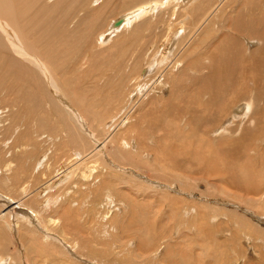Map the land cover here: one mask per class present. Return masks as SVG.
I'll return each mask as SVG.
<instances>
[{"label": "rangeland", "instance_id": "obj_1", "mask_svg": "<svg viewBox=\"0 0 264 264\" xmlns=\"http://www.w3.org/2000/svg\"><path fill=\"white\" fill-rule=\"evenodd\" d=\"M19 1L13 0L12 11L16 13L13 11L12 27L27 33L22 36L31 41L26 43L22 38L23 42L52 66L51 73L63 85L67 99L106 142L100 151L104 162L107 159L114 166L106 161L108 172L103 166L99 169L100 188H92L94 181L46 184L56 179L54 168L57 172L67 157L72 155L71 161L77 160L74 154L85 148L83 140L90 144H85L90 151L91 140L68 112L62 113L43 76L22 61L21 67L20 62L17 65L19 60L6 53L0 38V169L14 163L0 173V193L20 200L21 189L16 187L29 185L34 193L50 190L48 199L64 197L62 203L68 204L72 198L76 205L67 210L76 223L72 232L81 239L85 233L92 234L96 242L104 244L101 248L105 252L101 253L93 246V236L84 240V253L95 255L92 259L96 264H264V202L246 205L236 198L239 194H260L264 198V50H259L257 40L264 39V0H228L223 8L228 10L214 16V25L194 39L183 69L176 71L178 78L168 80L172 87L163 94L144 93L130 99L127 94L134 83L147 80L139 77L149 63L167 49L177 50L187 35L178 36L183 28H189L186 20L191 14L197 23L206 5L197 4L191 13L184 9L192 0L171 2L139 21L123 37L115 34L112 40L116 43L103 46L101 41L109 36L115 21L134 10L141 0H98L95 4L93 0H58L61 4L55 0L54 7L48 0H21L29 8L23 9L24 16H20ZM209 1L213 4L216 0ZM154 74L144 82H154L158 73ZM207 77L213 83L203 79ZM174 93L179 95L175 97ZM252 94L260 107L254 117L255 127L249 126L247 117L243 123L235 117L236 109ZM143 99L152 102L154 108L149 110L144 103L139 106L138 101ZM168 99L166 108L162 107ZM230 100H237L229 108L230 116L220 115L218 112ZM219 124L229 125L230 133L215 134ZM109 128L112 133L106 135ZM122 140L130 141L131 147L127 149ZM42 162L45 170L34 169ZM86 164L91 167L93 161ZM248 176H253V181H244ZM187 177L196 179L187 181ZM74 185L79 188L75 190ZM35 195L29 203L40 209L44 200H34ZM108 199L122 210L102 222L100 212L108 211ZM112 222L115 230L109 231L110 239L104 238L103 231L111 228ZM13 232L17 237L15 228ZM128 237L132 239L130 246ZM18 242L12 246L14 242L8 240L11 250L4 259L8 264H29L21 256L20 262L15 258L17 249L21 253L24 250Z\"/></svg>", "mask_w": 264, "mask_h": 264}, {"label": "bare ground", "instance_id": "obj_2", "mask_svg": "<svg viewBox=\"0 0 264 264\" xmlns=\"http://www.w3.org/2000/svg\"><path fill=\"white\" fill-rule=\"evenodd\" d=\"M16 1H18V0H16ZM56 1H58V0H56ZM93 1H92V3H94V4L98 2V0H95L94 2ZM174 1L175 2H178V1H181V0H155V1H153V3L152 2L148 3L145 0H141L140 4L136 5V8L134 10H132L131 12L129 11V14L128 13L124 14L120 20L118 19L119 20V23L118 24L115 23V25H114L115 28L113 27V29L110 31L111 33L109 34V36H107L104 39L102 38L103 40L101 41V44L103 46H106L104 44H107L108 42H109V44H110V42L111 43H113V42L116 43L117 41H113L112 40V38L114 37L115 34H116L115 37H117V36L123 37L125 35L124 33L127 34V32H129L130 29L134 30L137 27L136 24L139 21H144L146 18L149 17V15L154 14L155 12H157L159 8L168 6V5L172 4L171 2H174ZM0 2L2 3V10L0 11V38L2 39V42H3L2 44H4L5 45V48L7 49L6 50V53L7 54L10 53V56L12 55V58L14 59V61H15V59L16 60H19V61H17V65H19V62L20 61H22V63L23 62L26 63L25 65H31L33 68H35L34 69L35 71L37 70V72H39L43 76L45 82L48 85V89L51 92V94H52V96H53V98L55 100L54 102H56V104L58 105V107L60 109H62V113L65 112V111L68 112L69 115L79 125V126L77 125L79 127V130L81 132L84 131L85 135H87L90 138V140H91L92 148L90 149V151L87 148L90 144H86V140H83V143L82 144L85 143L88 146L86 147V145L84 144L85 148H83V146L79 143L82 147H80V149L76 150V154H74V155L77 156V160H74V161L72 160L71 161V159L74 157L72 155L69 156V157H67V159H65V161H66L65 163H62L60 166L58 165L59 170H57V172H56V168H54L53 175L56 174L54 176V178H56V179H54L52 181H49L46 184L48 186H50V185L52 186L55 181H59V182H61L60 185H63V183H66V182H69V181L72 180V181H82L84 183L85 182H88V181H89V183H91V181H94V182H92V188L95 187L96 185L99 186V184H100L99 183L100 181H99V178H98L99 169L101 168V166H103V167H105V170L107 171V167H109V166H107V167L104 166V164H106L105 163L106 161H107V163H109V162H108L107 159L104 162V159L105 158L100 155V151L103 149V147L106 146V142L104 140H101V138H99L98 135L90 129V125L87 122V120L84 117V115L78 109H76L70 103V101L67 99L66 94H64V92L62 91V86L63 85L62 84H59L60 82L58 83V81L54 77V74L52 75V73H51V70L49 68V66H51V65L49 64V66H48L47 65L48 63L45 62L46 60L43 61L40 58L41 56L40 55H37V52L36 53L35 52H32L29 49L31 47H29V45L27 47V45L23 42V39L22 38H24V40H25L26 43H28V42L30 43V41H31V40L29 41L28 38L25 39L26 37H23L27 33L21 34L23 32H21L19 30V28H16V27L13 28L12 27V23L11 22L15 19L14 15H13V11H15V9L12 11V9H13V0H0ZM54 2H55V0H50V1L48 0V3H50L51 5ZM59 2L61 4V1H58V3ZM206 2H208V0H192V3L190 4L191 6H188L186 9H184L185 12L191 11V13H194V10H195V7H196L197 4L203 3V5H206L205 8L203 7L204 10H205L204 15L201 16L200 20L197 23L194 21V19H193L194 16L192 17L191 14H190V18L188 20H186V22H188V24H189V25H187V26H189V28L188 29L183 28L182 29L183 33L180 34V35H178V36H184V34H187V35L184 36V40H183V42H181V44L178 45L177 50L176 49H175V51L168 50V49L165 50L166 48L164 49V47H163L162 49L165 50V51H167V52L160 51V52H163V55H161V56L159 55L160 58L159 57H157L155 59L153 58L154 60L151 63H149V61L147 62V63L150 64V66L147 65L149 67H148V69H146V70L143 71L142 77L140 75H139L140 77L138 76L140 78V80L143 79V78L144 79H147V80H142V82H140L139 84L134 81L135 82L134 83L135 86H134V88L132 90L130 89L131 91L129 92V94H127V98L128 99H130V98H132L134 96H137V95L141 96L144 93L147 96H152L153 93L159 94L160 92L163 94L164 93V90L167 87H169V86H170V88L172 87L171 84H170L171 82L169 83L168 80H169V78L174 79V80L178 78V73H176V71L178 70V72H179V68L180 67L183 69L185 60L187 58V53L190 51V49L192 47L191 45H192L194 39H196V36L199 34V32H201V31L203 32V30H208V26L211 24L213 17L214 16L216 17V15L219 16L221 14L224 6L227 5L228 0H216L213 4L211 3V1H209L207 4H206ZM58 3H56L57 6L55 5V7H57L59 9V7H58L59 4ZM182 4H184V3H182ZM47 7H51V6H47ZM52 7H54V5H52ZM197 7H199V6H197ZM18 8H19V10L21 12H23L24 11L23 9L24 8L26 9L27 6L25 7V5L22 4L21 3V0H20L19 1V7ZM27 9H29V8H27ZM44 9H46V8H44ZM227 10L225 9L223 11H227ZM46 12H47V10H46ZM15 13H16V11H15ZM23 14L24 15H27V14H25V12H23L22 15H20V16H24ZM223 14H221V15H223ZM53 15H54V13H53ZM199 15H200V10H199ZM24 18H26V17H24ZM117 21H115V22H117ZM72 27H74V29H75L76 26H72ZM25 28L27 29V27H24V30H25ZM185 29L187 30V32H186ZM26 31H28V30H25V32ZM103 34H102V36H103ZM29 36L30 35H28L27 37H29ZM178 36H176V37H178ZM32 38H35V37H31L30 39H32ZM119 39L117 38V40H119ZM27 40H28V42H27ZM32 40H35V39H32ZM257 40H259V43H260L259 50L260 51H261V49L264 50V39L260 38V39H257ZM109 44H108V46H109ZM171 47H172V45H171ZM192 51H193V49H192ZM22 63L20 62V64H21V65H19L20 67L22 66ZM185 65H187V64H185ZM24 67H23L22 70H24ZM145 68H147V67H145ZM18 69L20 70L21 68H18ZM170 69H172V70L170 72H168ZM26 71L27 70L25 68V71L24 72H26ZM155 71H156V73H158L156 75L155 81L152 82V83H150V84L149 83H145L144 81H147V82L150 81L151 78H148V77H150V75H153ZM26 73H29V72H26ZM35 74H36V72H35ZM41 75H39V76H41ZM57 78H58V76H57ZM203 79H208V82H210V83L211 82L213 83V81H214V80L210 79V77L203 78ZM181 80H183V79L181 78ZM61 81H62V79H61ZM155 84H156V87H153ZM177 94L174 93V96L177 97L176 96ZM252 95L248 96L247 99H245L244 105H240L236 109L237 115L235 117L236 118H239L241 120V123H243L244 122V119L247 117V120L249 121V126L254 125V127H255L256 123L254 122V117L256 116V112L258 111V109L260 107L258 106L259 101L258 102L256 101L254 94H252ZM238 99H240V98H238ZM169 100L170 99L164 101L161 104V106L166 108V105L169 103L168 102L166 104V102L169 101ZM235 101H237V100H234V101H231V103H228L218 113L220 115L221 114H224L225 116H228L229 117L230 114H231L229 108H231L232 105L235 104ZM143 103L145 104V106H148V109L149 110H150V108H152V106L154 108L153 103L152 102H149L147 99L140 100V101H138L137 104L139 106H143ZM205 107L207 108V106H205ZM165 108H163V111H164ZM54 109H56V108H54ZM56 110H58V109H56ZM63 110H65V111H63ZM155 110H157V109H155ZM232 112H233V110H232ZM2 114L3 113H1L0 115H2ZM210 116H212V115H210ZM207 119H208V117H207ZM0 121L2 122V120H0ZM215 122H217V121H215ZM214 123H213V125H214ZM217 128H219V129L216 130V131H214V133L217 134V135H220V134L221 135L222 134H225L226 135V134L230 133L229 132V130H230L229 129V125L219 124V126ZM71 132H72V130H71ZM107 132L108 133L106 135H110L112 133V129L109 128V131H107ZM76 134L78 135V133H76ZM79 135H81L80 132H79ZM48 136H46V137H48ZM50 137H52V136H50ZM83 138L84 137L82 136V139ZM123 140H122V144L127 149L130 148L131 145H132V143L130 141L129 142L126 141L127 142L126 143ZM75 143L78 144L77 141H75ZM54 144H55V141H54ZM237 147L242 148V147H240V145L237 146ZM86 149L89 152L86 151ZM175 154H176V151H175ZM50 155H52V154H50ZM195 156L197 157L198 155H195ZM95 157H97V158H95ZM199 157H201V156H199ZM87 160L93 161V165L91 167H88L89 164H86V161ZM191 160H193V158ZM196 160H198V158H196L195 161ZM12 163L13 162H11L10 164H8L7 167H5L4 169H0V173H2L3 170L4 171H8L10 168H12V165L14 164V163L13 164ZM57 164H58V162H57ZM109 165H111V167L114 166L111 163H109ZM37 166L38 167H41L42 166V167L40 169ZM46 166H47V164H46ZM44 168H45V163L42 162L40 165H37L36 164L34 169H37L38 171H40V170H43ZM109 169H111V168H109ZM164 170L168 171V169H164ZM241 171L239 172L240 175L244 176L241 173ZM168 172H171V169ZM43 175H45V177H46V174L43 173ZM240 175H239V177H240ZM219 177H220V175H219ZM248 177L249 178L243 177L244 178V181H253V179H254L253 176H248ZM194 179H196V178H194V177H187L186 180L187 181H191V180H194ZM199 180H201V179H199ZM258 181H260V179ZM87 187H90V186H87ZM16 188H17L16 190L21 189L20 190V192H21L20 193V195H21V199L20 200L15 199L11 195H5V194L0 193V252H1L0 253V264H8L7 263L8 260L6 258H5L6 260L4 259L5 255H7L8 252H9V250H11V248L9 247V245L7 243L8 240L14 242L12 246H15V242L16 241H19L18 242V243H20L19 246L24 248V250H23L24 252L22 251V253L20 252L19 249H17L16 253H15V251L13 249H12L13 252L11 251L12 252L11 253V257L14 258V253H15V255L17 256L15 258H18L19 257V262H20V256H21L22 257L21 260L22 261H25V262H28L29 264H48V262H50L51 260L54 261V264H56L57 262L59 264H78L77 261H76L77 259L86 260L90 264H96L93 261V259H92L95 255L92 256V255H89V253L88 254H85L87 252L84 253V251H86L85 250L86 249L85 248L86 245L84 243V240L88 239L89 236H93V235L92 234L85 233L84 234V238L81 239V237L79 235H75L72 232V229H74L76 227V223L70 217L69 212L67 211L68 208L71 207L73 204L76 205V203H74V201H71L72 198H70V200L68 201V204H67L66 202L65 203H62L64 197L58 198V199L57 198L48 199L47 198L48 196H46V195H49L50 190H46V189L45 190H42L44 192H43V194H41L40 191H36V193H34V190L35 189L34 190H31V187L29 185L28 186H26V185L25 186H19V187H16ZM74 188L76 190V189L79 188V186L78 185H74ZM99 188H100V186H99ZM107 188H106V190H109L110 189V188L109 189H107ZM219 188H221V187H219ZM219 188L217 190L220 193V189ZM41 189H44V188H41ZM90 190H91V188H90ZM101 190H102V188H101ZM226 192H227V190L225 191V193ZM230 192L232 193L233 191H230ZM236 194H238V193H236ZM33 195H35L34 198L36 197V199H34V200H38V201L44 200V204H42L40 206V209H39V207H38V209L32 207L31 203H29V198L31 196H33ZM42 195H44L43 196V199L41 198ZM232 197H233V195H232ZM113 198H115V197H113ZM236 198L238 200V203H239V200H240V202H241V200L246 201V205H248L247 203H249V202H251L253 204H255V202L258 203V201H259V203L260 202H264V198L260 194H259V197H256V196H253V195H250L249 196V194H246V195L239 194V195L236 196ZM89 200H91V199H89ZM244 201H242V203H245ZM106 202H107V209H108V211L103 212L104 211V209H103V211L100 212V216H101L102 222H106V220H109L110 221V219L115 218L114 216L117 213H119L120 210H122L121 209L122 206H119L118 207V205H114L115 202L113 201V199H108V201H106ZM176 205H178V204L176 203L175 206ZM249 205H251V204L249 203ZM105 206H106V203H105ZM100 208H102V207H100ZM261 208H262V206H261ZM101 210L102 209H100V210L98 209V211H101ZM80 211H81V209H80ZM83 212H81V213H83ZM200 213H202V212H200ZM77 219H78V217H77ZM114 225L115 224L113 222H112L111 228L110 227H107V225H104L105 227H107L103 231L104 238H108L109 231L111 229H112V231L115 230V229L113 230ZM132 227H134V226H132ZM14 228H15V232L17 233V237L14 236V232H13V229ZM110 237L111 236H109V239H110ZM104 238H103V240H104ZM91 239H93V243H95V245H93V246L99 247L98 249L100 250L101 253H102L103 250L105 252V249L104 248H101L102 246H104V244L96 242L94 236ZM103 240L100 241V242H103ZM127 240H128L127 245H129V243L132 242V239L130 237H128ZM249 240H251V239L249 238ZM87 241H89L90 243H92L91 242L92 240H87ZM90 249H91V247H90ZM19 252H20V254H18ZM2 253H4V256H3ZM146 257H148V256H146ZM14 261H18V259L17 260L15 259ZM98 261H100V260L98 259ZM243 262H244V259H243ZM21 263H23V262H21ZM11 264H13V263H11ZM101 264H104V263L101 262Z\"/></svg>", "mask_w": 264, "mask_h": 264}, {"label": "water", "instance_id": "obj_3", "mask_svg": "<svg viewBox=\"0 0 264 264\" xmlns=\"http://www.w3.org/2000/svg\"><path fill=\"white\" fill-rule=\"evenodd\" d=\"M119 23V20L116 22V24H118Z\"/></svg>", "mask_w": 264, "mask_h": 264}]
</instances>
